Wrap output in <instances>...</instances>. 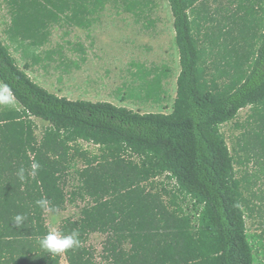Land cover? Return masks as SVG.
I'll return each instance as SVG.
<instances>
[{
  "label": "trees",
  "instance_id": "1",
  "mask_svg": "<svg viewBox=\"0 0 264 264\" xmlns=\"http://www.w3.org/2000/svg\"><path fill=\"white\" fill-rule=\"evenodd\" d=\"M3 1L11 35L43 47L60 16L88 30L118 0ZM122 2L140 15L150 3ZM168 2L181 65L170 114L51 93L0 39V84L13 97L0 104V264H61L63 257L68 264H255L264 253V224L255 236L260 249L248 234L246 214L264 209L245 171L251 162L264 165V0ZM145 77V98L157 101L165 77L152 71ZM245 109V121L237 123L240 161L222 127ZM36 119L48 123L41 137ZM33 162L37 175L21 182L17 170L31 171ZM238 163L245 166L241 177ZM42 197L54 211L36 206ZM80 201L87 202L80 216L58 229L79 231L80 246L62 254L42 249L39 238L51 230L47 215ZM18 214L27 217L22 227L13 222ZM93 234L105 238L101 263L88 245Z\"/></svg>",
  "mask_w": 264,
  "mask_h": 264
},
{
  "label": "rangeland",
  "instance_id": "2",
  "mask_svg": "<svg viewBox=\"0 0 264 264\" xmlns=\"http://www.w3.org/2000/svg\"><path fill=\"white\" fill-rule=\"evenodd\" d=\"M160 6V17L165 23V30L170 29V13L168 0H158ZM0 4L2 0H0ZM10 15L7 9H0V25L9 22ZM131 16H126L124 20L116 18H106L92 31L83 30L71 24L64 16L59 17V23L51 29V42L44 49V53L50 49L60 53V59L54 61L49 58L44 59V68L35 74L39 79L38 84L61 97L70 100L108 102L118 107L128 108L140 113H166L173 110L177 96V79L180 74V61L176 56L166 59L163 52H151L152 40L161 33L160 28H146L143 26L130 25ZM164 29V28H163ZM113 38L111 41L107 38ZM6 43V40L3 39ZM133 45V46H132ZM167 45L162 41L158 48ZM175 49L178 51L176 44ZM127 48L132 49L128 51ZM37 51V50H36ZM31 52L36 53L34 48ZM101 54V55H100ZM45 57V55L43 56ZM19 59V56H18ZM20 63V61H19ZM21 66L23 64L20 63ZM167 66L172 69V74L164 83V92L161 100L145 98V92L141 85L146 82V73L152 67ZM44 75V77H43ZM165 76V75H164ZM248 109L242 110L237 119L222 127V132L227 140V144L237 160L242 161L244 157L238 152V137L242 129L237 123L242 124L247 115ZM38 126L37 135L42 136L48 123L36 119ZM86 150L96 152V148L87 143H81ZM237 153L241 157L237 156ZM245 166L238 163L236 165L237 175H244ZM249 175H253L256 181L254 189L259 193V200L255 202L264 209V165L251 162L245 169ZM158 181H166L160 178ZM75 182H69L68 191L74 187ZM174 182L167 189H173ZM87 202L80 201L76 205H71L59 215H47V224L51 230H58L61 222L68 218H78L81 209ZM248 234L255 249H260L259 239L255 236L261 232L264 224V213L246 214ZM255 237V238H254ZM104 236L93 234L90 236L88 245L95 250L98 263H101L102 247ZM257 252V251H256ZM61 264H68L63 257ZM264 264V253L256 254V263Z\"/></svg>",
  "mask_w": 264,
  "mask_h": 264
},
{
  "label": "crops",
  "instance_id": "3",
  "mask_svg": "<svg viewBox=\"0 0 264 264\" xmlns=\"http://www.w3.org/2000/svg\"><path fill=\"white\" fill-rule=\"evenodd\" d=\"M148 1L150 3L146 7L144 6V10L146 12V14H144V15H140L141 10L139 7H130L128 5H125L122 2V0H118L117 2H111L109 4H106L104 9H102V12L94 17L93 24H92L91 28L88 29V31H92L95 28H97V26L101 23V21H103L106 18L112 17V18L124 20L126 18V16H131L132 22L130 25L134 24L135 26L140 25V26H143L146 28H153V27L160 28L161 33L159 34V36H156L152 40L153 41L152 47L150 48V51L152 53L153 52H163L164 57L166 59L171 58L173 56H176L180 61L179 50L177 51L174 47V44H176V42H175L176 32H175V28H174V17H173L172 11H171L170 4L168 7L169 13H170V18H169L170 29H169V31L166 32V31H162V30H165V27H164L165 23L163 20H161V17H160L161 11H160V6L158 3V0H148ZM2 3H4V4H0V9L1 8L7 9L8 13L10 15V12H9L10 10H9L7 4L3 0H2ZM141 9H143V8H141ZM11 26H12V22H11V15H10L9 22L6 21V22L2 23V25H0V39H1V41L4 43V45H6L10 49L12 55L17 60L18 65L21 68L27 67L28 68V70H27L28 75L37 84H38V81H39V83H42V82H40L39 79H36L35 74L38 73L39 71L43 70L44 59L46 57L49 59H52L53 61H54V59L59 60L61 58L60 53L58 51L55 52L54 49H50V50L46 51V53H44L45 47L47 45H49L51 42V37H50V40L48 41V43L46 45H44L43 47H35V46L31 45L29 42H23V41L15 38L14 36H12L11 35ZM3 39L6 40V43L4 42ZM108 39H109V41H111L113 38L109 37V38H107V40ZM165 40H166L167 45L164 48H161V47L158 48L159 44H161L162 41L165 42ZM32 48H34V51L36 53L31 52ZM128 51L132 52V49L127 48V53H128ZM213 52H214V57H216V54L219 52V49H217ZM44 55H45V57H43ZM18 56H19V59H18ZM19 61L21 64H23V66L20 65ZM222 68H223L222 66H218V69H222ZM150 71H152V76L165 75L164 76L165 78L163 79V91L161 92L163 94L164 83L172 74V69L170 67H167V66H160V67H152V69ZM180 73H181V65H180ZM43 77H44V75H43ZM162 94H161V96H162ZM160 100H161V97L159 99H157L156 102H159Z\"/></svg>",
  "mask_w": 264,
  "mask_h": 264
},
{
  "label": "clouds",
  "instance_id": "4",
  "mask_svg": "<svg viewBox=\"0 0 264 264\" xmlns=\"http://www.w3.org/2000/svg\"><path fill=\"white\" fill-rule=\"evenodd\" d=\"M11 89L7 84H0V104H9L12 102ZM31 171L21 167L17 170V177L21 182H26L29 177H35L40 169L38 162H33L30 165ZM36 206L42 211H54L51 205V201L46 197H42L37 200ZM27 217L23 215H16L13 218V222L17 227H22ZM80 233L77 230L71 231L69 234H65L58 230H50L42 238H39L40 247L51 254H62L68 250L77 248L80 246Z\"/></svg>",
  "mask_w": 264,
  "mask_h": 264
}]
</instances>
